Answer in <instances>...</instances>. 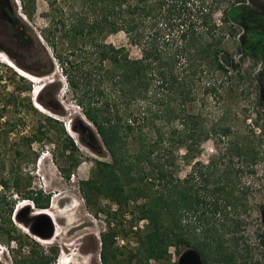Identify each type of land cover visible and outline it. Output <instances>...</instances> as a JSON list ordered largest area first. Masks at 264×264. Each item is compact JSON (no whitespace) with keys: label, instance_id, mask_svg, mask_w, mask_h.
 Listing matches in <instances>:
<instances>
[{"label":"trees","instance_id":"16d2710c","mask_svg":"<svg viewBox=\"0 0 264 264\" xmlns=\"http://www.w3.org/2000/svg\"><path fill=\"white\" fill-rule=\"evenodd\" d=\"M47 1L61 14L53 17L51 10L50 24L39 34L53 56L8 0H0V21L12 29L17 45L32 55L34 65L16 60L19 68L45 78L54 74L56 60L73 102L87 121L80 132L83 144L110 158L96 161L93 175L79 183L86 206L93 210L100 199H106L122 217L131 209L139 211L135 220L147 224L137 232L141 248L132 258L170 260L169 249L184 246L197 250L205 264H244L235 252L226 251L224 240L226 233L243 225L229 215L237 214L240 207L247 210L240 199L247 200L249 194L238 186L242 171L235 169L233 160L255 165L261 140L250 135L221 147L233 127L222 109L226 97L245 82L242 60H264V13L257 4L250 7L249 0ZM61 1L68 4L69 12L59 9ZM21 11L26 19H33L34 0H23ZM119 32L139 48L140 58L132 59L125 48L106 43L109 35ZM237 37L238 61L227 49L230 38ZM20 80L28 84L29 92L33 90L32 81L21 75ZM55 83L41 88L38 101L61 115L51 108L52 101L49 105L43 99ZM210 99L222 103L220 116L212 115ZM8 107L0 100V120ZM27 108L46 123L24 140L58 146L62 141L63 153L70 151L73 158L78 147L63 122L43 115L31 101ZM53 128L58 132L55 139L48 135ZM213 140L219 154L204 166L199 160L203 146ZM180 161L190 167L185 178L179 176ZM249 171L255 174L254 169ZM2 187L9 185L4 181ZM14 187L18 189L20 183L15 181ZM24 200H31L39 210L49 208V197L44 199L41 192H32ZM3 204L10 209L8 219L0 218V243L4 238L8 244L19 241L15 263L54 264L58 251L48 255L33 241L28 254L22 255L20 237L13 235L15 203L0 193L1 209ZM102 211L98 208L95 214ZM218 215L222 232L214 222ZM118 234H103V264L116 263ZM231 241L238 244L239 239Z\"/></svg>","mask_w":264,"mask_h":264},{"label":"rangeland","instance_id":"374dc122","mask_svg":"<svg viewBox=\"0 0 264 264\" xmlns=\"http://www.w3.org/2000/svg\"><path fill=\"white\" fill-rule=\"evenodd\" d=\"M34 2L36 12L33 19L29 20L21 11L23 0H8V3L13 9H17L18 15L28 24L38 36L39 41L48 48L53 56L52 51L39 37V34L41 29L50 24L51 10L53 17L54 14L60 13L51 9L47 0H34ZM247 4L250 7L257 4L264 13V0H249ZM59 7L61 10L64 9V13L70 10L68 4H64L62 1L59 3ZM217 19H221L220 13ZM239 32L243 35V30L240 29ZM237 39L238 37L230 38L227 46L236 61L241 60L237 51L239 47ZM106 43L117 48H125L132 59L141 57L139 48L131 45L123 32L109 35L106 38ZM0 49V100L2 103L9 104L4 118L0 120V193L6 196L7 201L15 203L11 215L16 229L13 235L20 237L23 246L22 255L28 254L33 241L48 255L53 249L58 251L54 264H103L101 256L103 240L101 238L103 234L116 231L119 234L114 238L117 259L115 264L138 262L141 264H177L179 256L187 250L184 246L178 249L171 247L169 249L170 260L146 262L143 255L132 258L141 248L137 232L144 229L147 224L146 220H135L139 215L138 210L131 209L126 216L122 217L119 211H116L117 206L106 199H100L93 210L86 206L80 193L79 183L93 175L96 161H108L110 158L108 155L106 157L97 155L83 144L80 132H83L84 123L87 121L82 116L81 109L73 102L66 78L58 68L56 60L54 59L56 70L53 75L30 80L35 81L36 92L46 84L56 82L57 88L51 87L43 99L49 105L52 101L51 108L63 116L42 106L38 101V95L35 96L33 93L34 89L29 92L26 88L28 84L21 81L16 70L8 65L11 61L18 67L16 65V60H18L22 64L33 66L34 60L29 52L17 45L14 32L1 21ZM19 69L32 76L29 72ZM242 71L245 82L239 91L237 90L233 95L229 94V97H226V104L223 105L222 110H226L227 119L233 127L232 135L225 140L221 147H225L228 143L241 142L250 135L256 136L257 140H261L257 144L260 160L251 167L242 163L238 158L233 160L235 169L240 168L242 171L239 174L238 186L248 189L249 194L247 200L240 199V202L247 206V210L240 207L237 214L229 215L230 218L239 219L243 225L226 233L224 240L226 251L235 252L244 264H264V136L261 132L264 130V60L246 57L242 60ZM27 80L30 82L29 78ZM58 87H60L59 90ZM30 101L35 108V104H40L39 106L44 109V112L36 109L43 115L58 118L63 122L66 134L73 138L78 147L73 158L69 157L70 151L63 153L64 144L62 141L58 146L54 143L30 144L24 140L25 137H31L37 133L46 123L45 118L40 114L28 110L27 106ZM216 101V99H210V110L213 112L212 115L218 117L222 114V110H220L222 103H216ZM48 135L55 139L58 132L53 128L50 129ZM63 138L65 137L63 136ZM218 154L217 142L209 141L204 144L199 160L206 166ZM76 161H78V166L75 167ZM39 162H41L40 165ZM179 165L181 167L179 176L185 178L190 172V167L183 161H180ZM251 169L255 170V174L250 173ZM4 181L8 183L9 189L5 187L3 190L2 183ZM15 181L20 183L18 189L14 187ZM39 191L44 199L49 197L48 209L39 210L31 200H24L30 193ZM72 200L77 201L75 206L72 204ZM141 203L142 201L139 204ZM98 208L103 209L104 212L95 214ZM9 209L7 204H3V209L0 208V218L8 219ZM230 210L231 208H228V211ZM40 211H48L52 216L38 214ZM220 219L221 217L218 215L214 222L222 232ZM228 223L232 224V221ZM39 226L44 227L46 233L40 234ZM233 238L239 239L238 244L231 241ZM18 245L19 241L15 240L8 244L4 238V242L0 243V264H16L15 255L19 256ZM130 258H132L131 261Z\"/></svg>","mask_w":264,"mask_h":264},{"label":"water","instance_id":"95a60500","mask_svg":"<svg viewBox=\"0 0 264 264\" xmlns=\"http://www.w3.org/2000/svg\"><path fill=\"white\" fill-rule=\"evenodd\" d=\"M177 264H205V262L197 250L187 248V250L179 256Z\"/></svg>","mask_w":264,"mask_h":264},{"label":"bare ground","instance_id":"6f19581e","mask_svg":"<svg viewBox=\"0 0 264 264\" xmlns=\"http://www.w3.org/2000/svg\"><path fill=\"white\" fill-rule=\"evenodd\" d=\"M9 65L11 67H13L17 72H19L20 74L26 76L27 78L31 79V80H37L36 77H32L29 74L23 72L22 70H20L18 67H16L11 61H9ZM38 92V91H37ZM37 92L35 93V96L37 95ZM34 96V95H33ZM40 104H37L36 106L38 107L39 110H42L44 112V109H42V107L39 106ZM39 214H45V215H49L52 216L51 213H49L48 211H40Z\"/></svg>","mask_w":264,"mask_h":264},{"label":"clouds","instance_id":"9594fccd","mask_svg":"<svg viewBox=\"0 0 264 264\" xmlns=\"http://www.w3.org/2000/svg\"><path fill=\"white\" fill-rule=\"evenodd\" d=\"M9 65V64H8ZM10 66V65H9ZM11 67V66H10ZM17 72V71H16ZM19 75H21V76H23L22 74H20L19 72H17ZM23 77H25V76H23ZM26 78V77H25ZM27 79V78H26ZM30 80V79H29ZM31 81V80H30ZM33 83H34V90H33V93L35 94L36 93V90H35V81H32ZM41 90V89H40ZM40 90H38V92H37V95L39 94V92H40ZM36 95V96H37ZM37 104H35V106H36ZM36 108H38L37 106H36ZM41 164V162H39V165ZM40 192V191H39ZM56 196V195H55ZM33 203V202H32ZM72 204L75 206L76 204H77V201L76 200H72ZM86 204V203H85ZM33 205H34V203H33Z\"/></svg>","mask_w":264,"mask_h":264},{"label":"flooded vegetation","instance_id":"af4514ba","mask_svg":"<svg viewBox=\"0 0 264 264\" xmlns=\"http://www.w3.org/2000/svg\"><path fill=\"white\" fill-rule=\"evenodd\" d=\"M262 7H263V5H262ZM38 214H39V212H38ZM38 232H39L40 234H44V233H46V230H45L44 227L39 226V227H38Z\"/></svg>","mask_w":264,"mask_h":264}]
</instances>
